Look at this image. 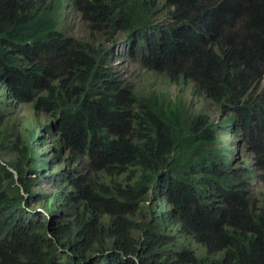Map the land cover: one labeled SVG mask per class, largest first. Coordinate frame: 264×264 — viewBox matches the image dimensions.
<instances>
[{
  "label": "trees",
  "instance_id": "16d2710c",
  "mask_svg": "<svg viewBox=\"0 0 264 264\" xmlns=\"http://www.w3.org/2000/svg\"><path fill=\"white\" fill-rule=\"evenodd\" d=\"M259 180L264 0H0V264H264Z\"/></svg>",
  "mask_w": 264,
  "mask_h": 264
},
{
  "label": "rangeland",
  "instance_id": "374dc122",
  "mask_svg": "<svg viewBox=\"0 0 264 264\" xmlns=\"http://www.w3.org/2000/svg\"><path fill=\"white\" fill-rule=\"evenodd\" d=\"M68 19H69L68 30H70V33L72 35L78 38L86 39V40L93 39L91 37V31L88 25L82 20L80 14L73 12L72 14L69 15ZM94 38H97L101 42V44L102 43L104 44V46H107V47L110 46V44L106 42L103 39V37L99 36L98 34H96V37ZM119 50L120 48L114 47L115 55H118V53H120ZM115 66L117 69L122 70L121 66H123L124 68L126 66V63L121 62L120 60H118V58H116ZM127 79L132 82L133 86L136 87L137 91H142V92L152 91L155 89L162 90L163 88L162 83L164 82V77L162 75L149 71L145 68H141L139 66H133L130 68V70H128ZM171 91H172V94H175L177 89L173 88L171 89ZM2 100L4 102L3 98ZM190 100L195 101V104L193 107L196 109H199L202 105H204V102H206L207 104L209 103L204 98L195 97L192 91L189 89L185 92V97L181 98V102L185 101L186 103L190 105ZM6 110L11 111L13 113L10 118L13 122H15L16 132L19 130L18 126H20V128L23 131H26L29 127L33 126V118H34L33 112H32L33 110L31 109L29 105L21 104V105H17L15 109L10 107ZM211 112L214 114L215 110H212ZM254 189L258 192V197L264 200V185L262 184V182L260 181L256 182V184L254 185ZM33 206L35 209L34 211L35 217H38L43 214V210L40 209L39 205H34L32 202L31 208H33ZM192 243L193 242H191V246H192ZM192 247L197 251L199 255H201L202 254L201 252L204 251L203 247L198 246V244L196 243H193Z\"/></svg>",
  "mask_w": 264,
  "mask_h": 264
},
{
  "label": "clouds",
  "instance_id": "9594fccd",
  "mask_svg": "<svg viewBox=\"0 0 264 264\" xmlns=\"http://www.w3.org/2000/svg\"><path fill=\"white\" fill-rule=\"evenodd\" d=\"M260 182H262L261 180H259ZM259 181H255V184H256V182H259ZM262 184L264 185V182H262Z\"/></svg>",
  "mask_w": 264,
  "mask_h": 264
}]
</instances>
